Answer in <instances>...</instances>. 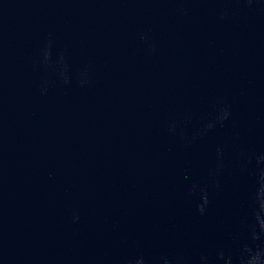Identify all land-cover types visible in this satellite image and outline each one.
Returning a JSON list of instances; mask_svg holds the SVG:
<instances>
[{
    "label": "water",
    "instance_id": "water-1",
    "mask_svg": "<svg viewBox=\"0 0 264 264\" xmlns=\"http://www.w3.org/2000/svg\"><path fill=\"white\" fill-rule=\"evenodd\" d=\"M0 264H264V0H0Z\"/></svg>",
    "mask_w": 264,
    "mask_h": 264
}]
</instances>
